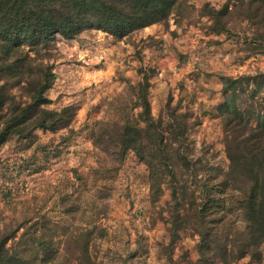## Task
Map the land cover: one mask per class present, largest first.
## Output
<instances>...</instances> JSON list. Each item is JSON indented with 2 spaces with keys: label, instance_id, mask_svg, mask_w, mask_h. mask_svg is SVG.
<instances>
[{
  "label": "rangeland",
  "instance_id": "1",
  "mask_svg": "<svg viewBox=\"0 0 264 264\" xmlns=\"http://www.w3.org/2000/svg\"><path fill=\"white\" fill-rule=\"evenodd\" d=\"M231 2L183 0L164 21L123 37L99 29L55 36L48 107L71 106L74 116L56 131L37 128L0 145V239L8 237L11 256L26 264H198L203 233L211 249L202 251L212 256L215 235L224 243L245 230L239 191L224 182L229 160L218 107L230 77L251 123L262 112L264 29L233 12L216 30L204 8L231 10ZM142 87L166 137L173 125L187 127L186 151L196 165L181 177L198 199L216 196L205 222L190 221L175 240L170 178L153 202L147 164L120 143L125 125L143 126ZM260 248L264 255V242ZM0 264L15 263L4 257ZM230 264L256 263L245 256Z\"/></svg>",
  "mask_w": 264,
  "mask_h": 264
},
{
  "label": "trees",
  "instance_id": "2",
  "mask_svg": "<svg viewBox=\"0 0 264 264\" xmlns=\"http://www.w3.org/2000/svg\"><path fill=\"white\" fill-rule=\"evenodd\" d=\"M231 1V10L226 4L220 9L204 8L213 18L212 26L216 30L226 28L225 18L233 12L248 18L257 30L264 29V0ZM182 3L183 0H0V145L11 135L28 138L37 128L56 131L73 120L71 106L60 110L48 107L51 99L46 91L55 79L50 62L55 36L73 39L86 29H99L123 37L143 26L164 21ZM261 46L264 50V38ZM224 79L227 95L218 107L229 160L224 182L239 191L246 228L233 240L225 239L224 243L215 235L212 242L216 244V252L212 256H206L202 251L211 249L210 234L202 232L205 238L199 243L197 263L230 264L249 256L250 261L262 264L264 105L262 112L256 115L255 123H251L250 115L246 117L240 105L235 103L238 99L233 90L235 86L228 85L235 79ZM228 90H232L231 93L228 94ZM138 98L143 126L125 125L120 143L123 149H131L147 164L153 202L162 194L161 183L165 182L166 176L170 178L172 206L168 211V223L171 239L175 240L179 230L186 228L190 221L205 222L208 206L216 203V196L208 193L198 199L194 189L181 177L183 171L193 170L196 165L186 151L187 127L173 125L169 131L171 136L166 137V129L153 122L144 87ZM7 240L8 237L0 239V258L8 257L15 264H26L22 257L10 255ZM46 260L48 257L43 258Z\"/></svg>",
  "mask_w": 264,
  "mask_h": 264
}]
</instances>
